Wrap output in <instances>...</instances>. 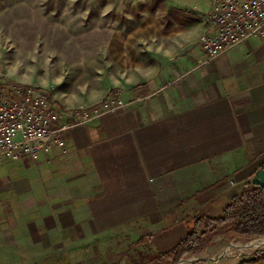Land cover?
Here are the masks:
<instances>
[{
  "label": "crops",
  "instance_id": "1",
  "mask_svg": "<svg viewBox=\"0 0 264 264\" xmlns=\"http://www.w3.org/2000/svg\"><path fill=\"white\" fill-rule=\"evenodd\" d=\"M212 2L184 50L113 85L123 107L64 129L65 145L36 159L0 161V264H98L120 238L147 241L131 262H149L263 169L264 39L199 63Z\"/></svg>",
  "mask_w": 264,
  "mask_h": 264
},
{
  "label": "rangeland",
  "instance_id": "2",
  "mask_svg": "<svg viewBox=\"0 0 264 264\" xmlns=\"http://www.w3.org/2000/svg\"><path fill=\"white\" fill-rule=\"evenodd\" d=\"M209 8L210 0H0V81L45 87L70 109L101 103L113 85L138 78L133 70L157 67L159 52L184 50L181 40ZM147 243L120 238L95 259L133 264ZM262 248V236L220 234L177 264H232Z\"/></svg>",
  "mask_w": 264,
  "mask_h": 264
},
{
  "label": "built area",
  "instance_id": "3",
  "mask_svg": "<svg viewBox=\"0 0 264 264\" xmlns=\"http://www.w3.org/2000/svg\"><path fill=\"white\" fill-rule=\"evenodd\" d=\"M209 21L210 29L200 38L207 57L199 63L226 53L250 37L264 39V0H213ZM124 105L121 97L113 95L90 106L56 108L45 87L0 81V161L19 159L24 154L36 159L41 150L65 145L64 129Z\"/></svg>",
  "mask_w": 264,
  "mask_h": 264
},
{
  "label": "trees",
  "instance_id": "4",
  "mask_svg": "<svg viewBox=\"0 0 264 264\" xmlns=\"http://www.w3.org/2000/svg\"><path fill=\"white\" fill-rule=\"evenodd\" d=\"M114 91L111 89L112 93ZM220 234L232 237L264 236L263 184L253 181L245 182L219 215L202 214L197 216L193 230L175 246L168 251L151 254L148 263L134 261L133 264H177L185 253L203 251L206 245L212 244L215 236ZM262 259H264V248L254 251L252 257L241 260L238 264Z\"/></svg>",
  "mask_w": 264,
  "mask_h": 264
},
{
  "label": "water",
  "instance_id": "5",
  "mask_svg": "<svg viewBox=\"0 0 264 264\" xmlns=\"http://www.w3.org/2000/svg\"><path fill=\"white\" fill-rule=\"evenodd\" d=\"M252 181L254 183L263 184L264 185V169L259 170L258 173L254 176Z\"/></svg>",
  "mask_w": 264,
  "mask_h": 264
}]
</instances>
